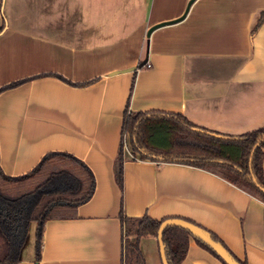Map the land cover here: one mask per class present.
Returning a JSON list of instances; mask_svg holds the SVG:
<instances>
[{
  "label": "crops",
  "instance_id": "obj_1",
  "mask_svg": "<svg viewBox=\"0 0 264 264\" xmlns=\"http://www.w3.org/2000/svg\"><path fill=\"white\" fill-rule=\"evenodd\" d=\"M263 10L264 0H0L2 171L18 176L65 151L94 176L75 218L44 223L37 261L30 224L17 264H124L120 214L191 221L264 264L261 199L209 170L125 150L121 186L112 172L124 109L180 112L223 134L264 126ZM137 246L143 264H162L155 236ZM182 264L223 263L191 238Z\"/></svg>",
  "mask_w": 264,
  "mask_h": 264
},
{
  "label": "trees",
  "instance_id": "obj_2",
  "mask_svg": "<svg viewBox=\"0 0 264 264\" xmlns=\"http://www.w3.org/2000/svg\"><path fill=\"white\" fill-rule=\"evenodd\" d=\"M263 20L264 10L254 29ZM2 28L0 26V31ZM195 128L215 132L191 122L180 112L124 109L120 143L112 164L116 184L121 186L122 182L124 139L132 159L197 166L220 175L264 201V126L238 135L215 132L240 137L238 140L217 138ZM93 190L94 176L90 168L80 158L65 151L47 152L32 169L18 176L6 175L0 167V264L18 263L32 223L35 224V260H39L44 223L75 218L77 206L87 201ZM164 220L120 214L124 264H143L138 239L147 235L156 237ZM211 234L236 260L247 264ZM191 238L188 231L178 227L163 230L162 243L168 264L183 263ZM193 239L226 264L207 244Z\"/></svg>",
  "mask_w": 264,
  "mask_h": 264
},
{
  "label": "water",
  "instance_id": "obj_3",
  "mask_svg": "<svg viewBox=\"0 0 264 264\" xmlns=\"http://www.w3.org/2000/svg\"><path fill=\"white\" fill-rule=\"evenodd\" d=\"M179 19H182V18H179ZM174 21H176V20H174ZM171 22L172 21L161 22L157 25H154L148 29L147 33H149L150 30H152L153 28H155L157 26H160L163 24H168ZM195 130L203 132V133L210 135V136L221 138V139H227V140L228 139L229 140L241 139L240 137H237V136H227V135H223V134H219V133H215V132H211V131H205V130H202L199 128H195ZM168 227H178V228H181V229L188 231L193 238H197V239L203 241L210 248H212V250L215 251L218 254V256L226 264H241L238 260H236L232 256V254L223 246V244L221 242L216 241L213 238L212 234L208 230H206L203 227L198 226L194 223H191L185 219H179V218H170V219H166V220L162 221L161 224L159 225L158 230H157L156 239L158 242L159 254H160L162 264H168V261L166 258V252H164V245L162 243V232L164 229H166Z\"/></svg>",
  "mask_w": 264,
  "mask_h": 264
},
{
  "label": "built area",
  "instance_id": "obj_4",
  "mask_svg": "<svg viewBox=\"0 0 264 264\" xmlns=\"http://www.w3.org/2000/svg\"><path fill=\"white\" fill-rule=\"evenodd\" d=\"M145 66H150V64H149V62H146L145 63ZM122 145H123V150H125V151H127L128 153H129V151H128V149H127V146H126V144H125V141H124V139H123V143H122ZM130 154V153H129Z\"/></svg>",
  "mask_w": 264,
  "mask_h": 264
},
{
  "label": "rangeland",
  "instance_id": "obj_5",
  "mask_svg": "<svg viewBox=\"0 0 264 264\" xmlns=\"http://www.w3.org/2000/svg\"><path fill=\"white\" fill-rule=\"evenodd\" d=\"M34 233H35V226H34Z\"/></svg>",
  "mask_w": 264,
  "mask_h": 264
}]
</instances>
